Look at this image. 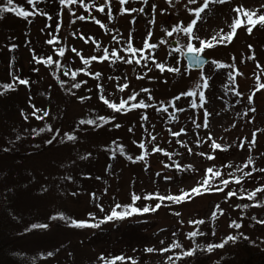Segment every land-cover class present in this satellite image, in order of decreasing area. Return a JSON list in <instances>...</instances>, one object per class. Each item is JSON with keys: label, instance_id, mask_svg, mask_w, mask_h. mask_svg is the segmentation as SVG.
Returning <instances> with one entry per match:
<instances>
[{"label": "rangeland", "instance_id": "obj_1", "mask_svg": "<svg viewBox=\"0 0 264 264\" xmlns=\"http://www.w3.org/2000/svg\"><path fill=\"white\" fill-rule=\"evenodd\" d=\"M14 3L34 13L29 17L32 23L14 13L0 19V86H15L14 91L0 95V228L7 230V241L12 242L20 263L105 264L103 253L123 252L124 260L118 264H173L177 253L178 264H187L184 250L195 243L219 244L239 233L264 248V223H257L264 221V171H260L264 169V88L259 87L264 84V28L257 25L248 34L240 26L230 43L215 42L205 49L202 54L210 59L202 70L209 77L203 89L206 103L194 108L193 97L183 94L203 84L201 70H190L177 51L188 42L187 37L176 32L168 36L164 29L173 31L190 24L203 0L195 4L129 0L123 5L119 0H79L71 6L60 0ZM4 4L0 0V6ZM241 6L264 14V0H230L213 5L194 32L205 41L231 32L237 16L232 9ZM129 43L138 50L135 55ZM193 43L200 46L198 41ZM61 48L63 56L59 55ZM48 58L51 65L44 62ZM129 59L133 62H124ZM157 64H163L164 70ZM218 64L234 67L219 68ZM170 67H179L181 74L168 72ZM19 79L29 84L21 85ZM121 100L126 103L120 112L108 106H119ZM140 101L149 107H133ZM196 101L201 103L198 96ZM82 120L95 123L82 124ZM68 135L75 136V141H68ZM234 141L241 147L228 163L246 170L254 183L263 185V192H257L253 200L241 194L229 197L232 187L219 191L213 180L209 192L177 204H160L155 212L108 222L99 229L72 228L50 219L62 214L94 223L90 213L102 220L116 204H132L133 193L141 196L136 207H154L158 196H178L201 188L209 168L225 166L217 155L207 157L213 144ZM141 156L143 160L138 159ZM252 188L257 191L255 184ZM148 191L151 194L144 195ZM145 196L153 199L145 200ZM201 219L204 224L195 223ZM232 222L241 228L230 227ZM34 224L49 227L33 229ZM197 229L205 235L196 237L194 243L188 234ZM177 243L181 247L173 254ZM230 253L235 254V264L247 254L244 247L237 252L225 246L210 254L208 264H215L222 255L228 261Z\"/></svg>", "mask_w": 264, "mask_h": 264}, {"label": "snow or ice", "instance_id": "obj_2", "mask_svg": "<svg viewBox=\"0 0 264 264\" xmlns=\"http://www.w3.org/2000/svg\"><path fill=\"white\" fill-rule=\"evenodd\" d=\"M40 2V0H27L28 4L31 5H36ZM79 0H60V3L62 5L65 6H71L73 4L78 3ZM120 4H127L129 3V0H119ZM173 2H179V0H168L169 4H172ZM189 3L191 4H195L196 0H188ZM230 0H203V4L202 6L198 7L193 15H194V19L191 21L190 24H188L187 26H178L176 28L173 29V31H167L166 29H164V31L167 32L168 36H172L173 32L176 33H182L185 37H187L188 42L181 48V49H177V51L181 52V55L186 56L188 58V68H192L193 66H196L198 68L201 69V76L200 79L203 81V84L197 85V87L189 92L184 93L183 95L186 96H190L193 97L192 101H191V105L192 107H203L204 103H206L205 100V96H204V92L203 89L208 87V79L209 77H206L203 75V65L206 63V60L202 58L201 54L205 51L206 48H210L213 47L215 42H219V43H224V42H228L230 43L232 41L233 35L236 32V29L240 26H244L246 28V31L248 34H251L253 31V28H255L257 25H259L261 28H264V14H258L259 13V9L256 10H248L241 7H236L233 8L232 11L235 12L237 14L236 18L232 21L230 27H231V32L227 33V34H220L218 33L216 36H212L210 40L205 41L202 40L200 38L199 35H197L194 32V26H196L198 21H202L203 19L206 18V16L213 10L212 6L213 5H223L225 3H229ZM144 3H147V0H144ZM85 7H88L87 5H85ZM94 7V5H93ZM69 11H71V8L69 7ZM99 11L103 12L104 8H100ZM133 11H135L133 9ZM140 11H143V9H140ZM6 13H14L17 17H23L25 20L28 21V23H32V20L29 19V17L33 16L34 13L33 11H26L23 7H18L15 3L14 0H5V4L4 6H0V19L3 18L4 14ZM110 14V13H109ZM49 19H51V17H48ZM79 20H84L85 17L84 16H79L78 17ZM103 27V25H101ZM193 41H198L199 42V47H197ZM52 41H49V43H51ZM161 43H163V41H161ZM157 45L156 44H146L145 47L148 48H155ZM128 49L131 51V53L133 55H135L137 53V49L133 48L131 43H129L127 45ZM251 47V46H249ZM105 53H107V49H104ZM79 55V53H77ZM59 55L63 56L64 55V50L63 48H61L59 50ZM111 55L114 58H118L116 56L115 52H112ZM145 61H147L148 59H151V57H142ZM95 59V58H93ZM104 60L108 59V56L105 55L103 57ZM39 62V61H38ZM45 63L51 65L53 63L51 58H48L46 61H44ZM125 63H132V60H125ZM85 64H88V60H84ZM135 63L139 64L140 61L136 60ZM212 64H217L216 61H211ZM59 65H57L58 67ZM157 68H160L162 71L164 70V65L163 64H157L156 65ZM217 67L219 68H227V67H234V65H225V64H218ZM168 72L170 73H175V74H181V69L179 67H170L167 69ZM229 77L233 78L232 73L229 72ZM99 77V74H97V78ZM73 78H75V74H73ZM19 84L21 85H28L29 81L26 79H19ZM233 82L234 78H233ZM3 88V92H0V95L4 94L7 91H14L15 90V86L14 85H9V84H4L2 86H0ZM73 87L79 88L80 85L79 84H75L73 85ZM259 87L264 88V84H261ZM147 91V90H145ZM237 95H239V93H237ZM199 97L200 100V104L197 105V101H196V97ZM132 99H135V94H133ZM176 99H179V97H177ZM248 102L249 104L252 103V97L248 98ZM106 104H108V101H105ZM125 101L121 100L119 106H117L116 104H108V106L112 109H114L117 112H120L122 110H124L125 108ZM34 107V106H33ZM133 107L135 108H147L149 107V105L145 104L143 101H140L138 104L133 105ZM164 111H167V109H163ZM36 111H39L38 109ZM251 111H255V108H252ZM44 115L47 116L48 113L44 112ZM209 113L206 111L204 113V119H205V123L204 126L207 127V117H208ZM37 119H41V116H37ZM145 119H147V117H145ZM80 123H87V124H93L95 123L93 120H88V121H80ZM99 126V125H98ZM116 127H119V125H116ZM197 127H200V125H197ZM49 131H51V129H48ZM53 139H55V137H53ZM76 137L73 135H68L67 136V140L68 141H75ZM153 139H155V137H153ZM47 143H52V140L47 141ZM254 143V141H253ZM140 148H144V144H140L139 145ZM213 147L215 148H219L220 145L219 144H213ZM5 151H7V149H5ZM119 151L121 152V154H123V149H119ZM155 151L159 152L161 151V149L156 148ZM190 151V150H189ZM86 158V157H83ZM127 159L132 160L131 156H128ZM138 159L143 160L144 157H138ZM209 159H212V157H209ZM252 160L249 159L248 160V164H251ZM245 167H247V165H245ZM260 171H264V169H260ZM208 172L213 173V176L218 177L220 175V173L218 171L213 172V169L209 168ZM246 175H249V173H246ZM237 183H239V180L236 181ZM223 185H228L229 181L228 180H223L222 181ZM203 187H204V191L205 192H209L212 190V185L210 184L208 179L203 180ZM217 190L219 191H223V187L217 186ZM261 191V189H257L256 192H251L248 194V198L249 199H253L256 197L257 192ZM192 194L195 195H200L201 193V188L200 187H195L192 189L191 193L188 192H184L183 195H178V196H172L169 195L167 197L165 196H158L159 201H164L165 199L172 201L173 203H179L180 201L184 200L185 197H188ZM229 197H231L232 195H235L234 191H230L227 194ZM145 200H151L153 199V197L151 196H145L144 197ZM141 200V196L136 195L135 193L132 194V204L124 206V205H120V204H116L111 212L109 214H107L102 220H97V218L92 215L91 213L89 214V217L92 221H95L94 223H89L88 221H77L75 219H71L70 217L64 216V215H60V216H52L50 217L51 220H61L64 221L65 223L68 224L69 227L72 228H88V229H99L101 227L102 224L108 223V222H120V221H124L125 219L131 218L135 215H143L145 213H149V212H155L159 207L160 204H156L154 207L152 205H147V206H143V207H136L135 203L136 201ZM217 208H219V205L216 206ZM244 207H247V205H245ZM118 209L120 211H118ZM100 211L103 212L104 209L103 207H100ZM223 213L221 212V215ZM176 215H179V213H176ZM212 218L215 219L216 218V213L213 212L211 214ZM196 224H204L205 221L204 220H197L195 221ZM257 223H264V221H257ZM49 227L48 224H34L32 225L33 229H47ZM230 227H233L235 229H239L241 228V225L239 223L236 222H232V224L230 225ZM215 233H213L214 235ZM205 235V233H203L202 231H200L199 229H197L196 231H192L188 234V237L190 239L193 240V242L195 243V238L198 236H203ZM242 235V234H241ZM245 239H247V237H244ZM236 237H234L233 235H228L221 243L219 244H214V245H208L206 248L207 252H212L214 249H222L225 247V245H227L229 242H235L236 241ZM174 248H180L181 245L180 244H175L173 245ZM201 246L199 244H196V246L190 250H186L184 252V256L185 257H192L196 251L198 249H200ZM149 252H152L153 249L149 248L148 249ZM164 251H167V249H164ZM51 255V253L49 254ZM103 259V258H102ZM121 261L124 260L123 257H119L117 258ZM171 259V257L169 258ZM105 264H115V261H105Z\"/></svg>", "mask_w": 264, "mask_h": 264}, {"label": "trees", "instance_id": "obj_3", "mask_svg": "<svg viewBox=\"0 0 264 264\" xmlns=\"http://www.w3.org/2000/svg\"><path fill=\"white\" fill-rule=\"evenodd\" d=\"M237 143V144H236ZM241 147L240 143L237 141L232 142L231 144H226V145H220L219 148H215L207 153V157H214V156H218L220 159H222L225 162V166H221V165H215L213 166L211 169H213V172L218 171L220 173V175L218 177L213 176V173L208 172L206 176L204 177L205 179H208L210 184L211 182L214 180V183H212V185L214 184H218L220 187L224 188H231V191H234L235 194H241V195H245L246 197H243V199H249L248 198V194L253 192V188L252 186H256L257 189H261V191L263 192V185L262 182L258 183H254L253 181V176L249 173V175H246V173H248L246 170L242 169L239 166H234L232 163H228L231 159V157L235 154V152L237 151L238 147ZM223 180H228L229 184L228 185H223L222 181ZM239 180V183H237L236 181ZM257 184V185H256ZM204 193V187L203 185L201 186V193ZM191 193V192H189ZM151 194L149 191L146 192L144 195H149ZM164 196V195H162ZM195 196V194H192L188 197H185V199ZM166 197V196H165ZM256 198V197H255ZM253 198V199H255ZM250 199V200H253ZM250 200H245V202H248ZM181 202V201H180ZM173 203L172 201H169L167 199H165L164 201H159V204H171ZM177 204V203H175ZM145 205H142V207ZM244 216H246L244 214ZM137 231V229H135ZM138 232V231H137ZM5 233H7V230H2L0 228V264H22L19 262V260L16 258V256H14V250L12 248V242H8L7 240L9 239V236H7ZM12 234V233H10ZM242 234V235H241ZM237 239L235 242H229L227 245L225 246H233L235 251H239V250H243V247L246 249V256L245 258L238 264H264V248L260 246V244L258 243H252L249 241V237L247 234L244 233H239L238 236H235ZM244 237H247V239H245ZM250 242V243H249ZM197 243H195L193 245L192 248H194L196 246ZM201 248L198 249L196 251V253L192 256V257H185L187 258V264H198L199 262H203V260H205V264H208V259L210 258V254L215 253L218 249H214L212 252H207L206 248H207V243L205 241H203L200 244ZM191 248V249H192ZM173 254H176L177 248H173ZM125 251V250H124ZM185 252V250H184ZM104 257V263L105 261H115V264L119 263V257H123L125 255V253H119L117 255L112 254V252H106L103 253ZM230 255H232L231 259H229L228 261H226L227 258H225V256L223 257L220 256L219 258L216 259L215 264H235V254L234 253H230ZM180 258L179 253H177V255H175L173 257V264H178V259ZM184 258V259H185ZM193 261V262H191Z\"/></svg>", "mask_w": 264, "mask_h": 264}, {"label": "water", "instance_id": "obj_4", "mask_svg": "<svg viewBox=\"0 0 264 264\" xmlns=\"http://www.w3.org/2000/svg\"><path fill=\"white\" fill-rule=\"evenodd\" d=\"M177 41H172L171 42V45L172 46H177ZM201 56H202V58L203 59H205L206 60V63L203 65V68H202V70L204 69V68H206L207 66H208V64L210 63V59L208 58V57H206L205 55H203V54H201ZM184 57V60H185V62H186V64H187V66H188V58L186 57V56H183ZM190 70H192V71H200L201 69L200 68H198V67H196V66H193L192 68H190Z\"/></svg>", "mask_w": 264, "mask_h": 264}]
</instances>
